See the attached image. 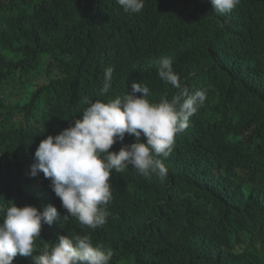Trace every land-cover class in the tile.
Returning a JSON list of instances; mask_svg holds the SVG:
<instances>
[{
  "label": "trees",
  "instance_id": "16d2710c",
  "mask_svg": "<svg viewBox=\"0 0 264 264\" xmlns=\"http://www.w3.org/2000/svg\"><path fill=\"white\" fill-rule=\"evenodd\" d=\"M0 49L2 208L67 214L43 173L27 174L35 139L82 116L86 98L107 102L139 82L150 102L170 101L177 89L157 75L162 58L190 93L207 92L163 182L113 171L106 224L42 225L33 254L61 235H90L112 251L110 264H264V0L228 19L209 0H144L138 14L112 0H0ZM46 66L49 84L33 90ZM109 67L112 87L100 95ZM133 142L125 134L109 151Z\"/></svg>",
  "mask_w": 264,
  "mask_h": 264
},
{
  "label": "clouds",
  "instance_id": "9594fccd",
  "mask_svg": "<svg viewBox=\"0 0 264 264\" xmlns=\"http://www.w3.org/2000/svg\"><path fill=\"white\" fill-rule=\"evenodd\" d=\"M112 1L127 14H138L144 8V0ZM209 2L215 16L228 19L248 0ZM172 64L171 58H162L157 68L158 77L177 89L170 101L162 97L159 102H150V88L132 82L131 91L107 102L86 98L81 119L45 129V136L35 139L28 178L43 173L67 214H60L52 204L33 202L24 207L11 202L7 208L0 207V264H110L112 251L100 244L94 246L90 235H61L57 242L46 243L38 255L33 254L34 242L40 237L42 225L60 224L70 217L92 230L105 225L113 199L109 183L113 171L123 173L131 168L145 179L163 182L167 178L175 138L187 129L190 118L207 98L203 89L190 93ZM41 71L33 90L50 82L48 67ZM112 73L111 67L105 70L100 95L109 93ZM125 134L134 137L135 142L123 145L118 152L109 151L124 141Z\"/></svg>",
  "mask_w": 264,
  "mask_h": 264
},
{
  "label": "rangeland",
  "instance_id": "374dc122",
  "mask_svg": "<svg viewBox=\"0 0 264 264\" xmlns=\"http://www.w3.org/2000/svg\"><path fill=\"white\" fill-rule=\"evenodd\" d=\"M0 53H6V51H3L2 49H0ZM262 61H264V58L262 59ZM81 117H82V116H79L77 119H81ZM77 119H76V120H77ZM73 124H74V123H73ZM21 179H23V178H21Z\"/></svg>",
  "mask_w": 264,
  "mask_h": 264
}]
</instances>
